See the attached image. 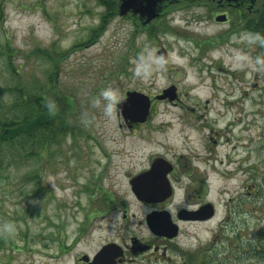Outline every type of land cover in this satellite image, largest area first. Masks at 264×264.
I'll return each mask as SVG.
<instances>
[{
	"label": "rangeland",
	"instance_id": "374dc122",
	"mask_svg": "<svg viewBox=\"0 0 264 264\" xmlns=\"http://www.w3.org/2000/svg\"><path fill=\"white\" fill-rule=\"evenodd\" d=\"M105 1L0 0V117L12 115L11 87L47 88L43 91L48 107L57 86L74 101L76 126L33 157L4 151L2 264H75L81 253L91 256L106 242L146 237V210L131 192L130 175L149 168L150 161L170 146L185 145L178 131L183 113H190L191 107L203 112L204 98H215L208 108L217 103L222 107L239 82L219 69L237 70L239 56L221 50L228 41L211 46L214 50L204 60L199 57L203 53L198 47H208L203 39L216 27L191 20L193 10L177 9L164 18V27L145 34L130 18L111 14L114 0ZM160 47L169 54L167 62L156 54ZM171 85L177 87L180 101L155 102L152 120L128 129L116 108L125 92L153 98ZM236 114L231 111L229 117ZM234 184L227 183V192L237 190ZM212 199H218L215 193ZM242 230L234 241L236 234L227 228L224 234L231 247L218 246L211 260L221 263L230 252L252 256L251 246L264 253V223ZM209 234L206 224H187L181 242L196 248ZM61 243L64 248L58 251ZM256 263L264 260L257 258Z\"/></svg>",
	"mask_w": 264,
	"mask_h": 264
},
{
	"label": "flooded vegetation",
	"instance_id": "af4514ba",
	"mask_svg": "<svg viewBox=\"0 0 264 264\" xmlns=\"http://www.w3.org/2000/svg\"><path fill=\"white\" fill-rule=\"evenodd\" d=\"M114 1L118 11L121 0ZM177 9L193 10L195 14L189 16L191 20L205 21L216 27L203 39V45L208 47H198V51L203 53L199 56L203 57L202 60L214 50L211 46L218 47L219 44L220 47L223 41H228V47H221V50L229 52L230 56H239L237 70L219 69L239 79V82L229 90L230 99L222 103L223 108L220 103L208 108L210 100L215 98H204L203 112H195L196 109L191 107L190 113H183V117L178 119V131L184 137L185 145L170 146L154 158L163 161L167 194L153 196L158 199L146 202L131 191L146 210L145 221L150 213L166 212L167 225L176 227V235L169 237L149 231L148 238L131 236L130 242L118 243L123 255L116 258V263L172 264V259L178 258L179 262L173 261L175 264H193L195 258L198 261L195 264H256L257 258L261 259L257 254L261 250L257 246H251L252 256L242 258L230 252V256L225 255L221 263L211 260L210 254L218 246L223 249L231 247H227L224 234L227 228L236 234V241L242 227H258L264 223V155L260 159V153H264V0H161L157 6L158 16L150 22L132 11L125 17L149 34L155 27H164V18ZM176 92L178 95L177 88ZM175 100L180 101V98L177 96ZM175 100L157 102L176 105ZM155 102H152V107ZM231 111L238 114L229 117ZM152 116L151 112L144 122L125 120L124 123L128 129H138L147 125ZM153 160L149 168L130 175L131 189V179L149 171ZM233 181L237 190L229 193L227 183ZM213 193L218 199H212ZM225 193L229 197L220 199ZM206 205L210 206L211 216L205 219L201 214L191 216L190 213L198 212ZM187 224H206L210 233L206 242L191 249L183 246L181 238ZM62 245L58 251L63 250ZM101 247L91 256L81 253L75 264H88L89 261H83L82 257L85 255L91 260Z\"/></svg>",
	"mask_w": 264,
	"mask_h": 264
},
{
	"label": "trees",
	"instance_id": "16d2710c",
	"mask_svg": "<svg viewBox=\"0 0 264 264\" xmlns=\"http://www.w3.org/2000/svg\"><path fill=\"white\" fill-rule=\"evenodd\" d=\"M101 1L106 2L105 0ZM107 5L110 6V4ZM109 11H111V14L117 12L114 6ZM11 72L13 73L12 69ZM38 87L40 85L35 86L34 90L21 86L10 88L15 95V99L9 103L12 108V111L10 110L12 115L10 117L6 115L0 117V169L1 162L5 158L3 155L5 150L9 153L14 152L13 155L21 158H30L37 155L42 149L48 151L53 144L58 142L57 139L62 135H66L67 132H74L76 128L73 123L74 101L70 96L63 93L60 87L54 86L53 98L55 100L47 107L43 91L47 88L42 86L43 88L38 89ZM96 212H99L98 208ZM1 245L0 242V252ZM261 251H258L257 254L258 257L263 259L264 253L262 249Z\"/></svg>",
	"mask_w": 264,
	"mask_h": 264
},
{
	"label": "water",
	"instance_id": "95a60500",
	"mask_svg": "<svg viewBox=\"0 0 264 264\" xmlns=\"http://www.w3.org/2000/svg\"><path fill=\"white\" fill-rule=\"evenodd\" d=\"M161 0H121L119 5V15L124 16L129 11L133 14H140V17L146 18L149 22L158 16L157 6ZM158 56L165 61L167 59V53L164 48L158 51ZM168 98L170 101L176 98L175 87H170L162 91L160 95H157L155 99L163 100ZM151 100L150 98L137 91L126 92L125 98H123L117 104V111L124 120H130L133 123L144 122L147 120L150 114ZM162 160L154 159L151 169L147 172L141 173L138 176L131 179L132 190L134 194L142 201L150 202L157 200L158 198L153 196L161 195V193L167 194L166 181L162 167ZM156 198V199H153ZM210 206H203L198 212L190 213L191 216L195 214L203 215L205 219L207 216H211L212 212H209ZM166 212L151 213L147 216L146 221L149 229L157 235H167L173 237L176 235V227L168 226V216ZM123 255L122 249L116 243H110L104 245L100 251L94 256V259L88 264H117L116 258ZM83 261H88V257H82Z\"/></svg>",
	"mask_w": 264,
	"mask_h": 264
}]
</instances>
